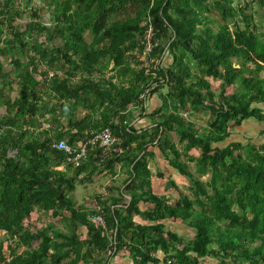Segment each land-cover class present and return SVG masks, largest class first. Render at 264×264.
Returning <instances> with one entry per match:
<instances>
[{
    "label": "trees",
    "instance_id": "obj_1",
    "mask_svg": "<svg viewBox=\"0 0 264 264\" xmlns=\"http://www.w3.org/2000/svg\"><path fill=\"white\" fill-rule=\"evenodd\" d=\"M15 4L0 1V105L6 108L0 116V264H108L120 250L135 264H167L151 255L158 250L172 264H200L205 257L218 264H264V127L260 142L215 145L245 120L264 123V109L256 105L264 103V28L256 18L264 0H46L25 24L19 22L23 8ZM128 7L135 9L132 16L114 18ZM148 17L159 44L146 70L133 52L142 53ZM167 54L172 64L164 67ZM61 59L64 71L39 70L41 62L53 69ZM109 70L113 74L106 77ZM212 79L220 80L217 90ZM15 82L18 97L11 99ZM159 85H167L164 100L171 109L151 113L158 118L149 128L125 122L127 107L145 111L141 95ZM80 106L87 109L83 117ZM183 112H208L207 126L199 132ZM104 127L127 148L102 167L96 156L89 160L98 169L120 162L127 168L121 200L100 201L113 243L88 211L75 207L70 194L76 177L68 175V164L56 168L65 154L53 146L61 139L75 144ZM170 132L185 143L182 151ZM151 145L170 152L171 165L189 180L190 193L173 203L151 192ZM194 149L198 156L190 154ZM86 163L75 168L76 176ZM124 195L130 199L123 202ZM141 201L152 203L145 213L150 225L134 220ZM37 209H67L73 225L69 231L43 225L32 232ZM166 219L187 222L195 237L186 240L166 229ZM78 221L87 228L83 238ZM21 245L27 248L19 252ZM108 249V256L97 258Z\"/></svg>",
    "mask_w": 264,
    "mask_h": 264
},
{
    "label": "crops",
    "instance_id": "obj_2",
    "mask_svg": "<svg viewBox=\"0 0 264 264\" xmlns=\"http://www.w3.org/2000/svg\"><path fill=\"white\" fill-rule=\"evenodd\" d=\"M171 64H172V56L168 54L165 55L162 60V66L168 67ZM110 73L108 74L109 76L113 74V71H111ZM114 81L116 80L114 79ZM214 82H216L217 85L219 86L220 84L219 79H212L211 80L212 86ZM214 89L217 90L218 88L217 89L214 88ZM236 89L237 87L234 88V91ZM167 91H168L167 85H159L155 90H153L147 96L144 102V106L146 107V110L143 112L141 110L140 105L131 104L130 106H128L124 112L127 115V119L125 120V122H128L129 125H132L135 129H139V130L140 128L152 127L153 119L158 118V115L157 114L151 115V113L155 112L159 108L161 109L159 114H162V112L169 111L171 109L169 102L164 100ZM256 105L261 106L264 109L263 103H258ZM86 112L87 109L85 107L80 106L78 110V117H83L86 114ZM201 114L202 113L192 114V116H190L191 120L192 121L194 120L193 122L195 123V119L192 118H194V116L195 117L200 116ZM207 117H209V114L207 115ZM196 118L198 119V117ZM252 120L255 121V119H250V121ZM197 124L199 123H195V128H198ZM263 127H264V123H262V125L260 126V129L258 131L259 133ZM237 129L238 126L231 129V135L227 139L218 142L215 145L219 147H223L232 141L245 142L244 140H246L247 136H243L244 138H239V139L233 137L232 133L233 132L237 133L238 131ZM172 133H176V132L169 133L170 139H172L171 138ZM249 139L256 142L254 137L249 138L248 136L247 140ZM183 148L184 146L182 147V149ZM179 149L180 151H182L181 148ZM148 150L149 152L151 151V155H152L150 156L151 157L150 159L148 158V167L151 170V192L155 195L167 198L169 203H173L177 201L181 194H186V193L189 194L190 193L189 180L186 176L182 175L175 167L171 165V161H169L168 158V156H171V153L170 152L163 153L157 145L149 146ZM190 154H192L193 156H198L199 152L194 149L190 152ZM65 164L66 163L64 162L60 166H56V168L61 167L60 169L64 170ZM153 164L154 167L152 168ZM188 165L191 170L196 169L194 163H190ZM75 170L76 169L72 167L68 171V175H72V177L73 176L76 177L75 189L70 194V197L72 198L75 207L80 208L81 210L88 211V213L90 214V208H92L93 210L94 208H97V206L99 205L103 206L100 203V201H104L107 205H109L111 200L110 197L121 200V194L124 189V181L128 177L127 168L121 165V162L115 163V165L111 168L98 169L97 167H94V160L92 159L91 161L86 163L84 170L81 171L77 176L74 174ZM202 178L204 180H207L208 175H204ZM127 199H129V196L124 195L122 201L125 202L127 201ZM151 206L152 203L148 201H141L138 205L140 213L134 215V220L141 224H146V225L152 224L153 221L148 219L145 215V213L148 212ZM41 212L45 213L49 218L52 217L54 221H56L58 218H62V221L65 223L66 228H68V229H63V231H69L71 228L70 226L73 225L71 220H69V218L71 217L70 211H68L67 209H64L62 212H56V211L53 212V211H45V210H42ZM92 214L89 215V219ZM164 223L166 229L176 232L180 237L186 240L193 239L196 235V228L190 226L187 222L181 220L171 221L169 219H166L164 220ZM76 228L78 229L79 234L83 238L87 233L86 226H84L83 224H81V222L78 221L76 223ZM178 246L180 247V244H178ZM157 253L160 257L167 256V254L162 250H158ZM103 254L104 253L98 254L99 256L96 254L95 256H98L97 258H101ZM109 261L113 262V264H135L131 255L128 254L125 250H120L118 253L112 256ZM89 264H93V263H89ZM95 264H101V263H95Z\"/></svg>",
    "mask_w": 264,
    "mask_h": 264
},
{
    "label": "built area",
    "instance_id": "obj_3",
    "mask_svg": "<svg viewBox=\"0 0 264 264\" xmlns=\"http://www.w3.org/2000/svg\"><path fill=\"white\" fill-rule=\"evenodd\" d=\"M0 1L2 2L3 0ZM2 18L3 15L0 12V20ZM19 22L21 24L24 23L23 19ZM143 25L145 28L140 37L142 53L135 51L133 54H135L136 58L139 59V66L147 70L155 61L153 57H150V55L155 47L158 46L159 41L154 37V28L150 17L143 22ZM141 97L146 100L147 94H142ZM188 114L189 113L187 112L183 113V115L187 118ZM53 146L64 152L65 163L73 168L82 166L91 159V156H96V163L102 167L107 159L119 156L127 149L124 146L123 138L120 135L115 134L110 127L99 129L85 136L81 141L76 142L75 144H71L67 140L61 139L53 143ZM105 216L106 213L103 207L97 206V209L95 213L91 215L90 220L94 224L95 228L100 230L102 235L109 236L111 243H113L112 233H110V230L107 228ZM151 255L159 258L161 262L165 261L167 264L174 263V259L167 256L160 257L157 252H151Z\"/></svg>",
    "mask_w": 264,
    "mask_h": 264
},
{
    "label": "rangeland",
    "instance_id": "obj_4",
    "mask_svg": "<svg viewBox=\"0 0 264 264\" xmlns=\"http://www.w3.org/2000/svg\"><path fill=\"white\" fill-rule=\"evenodd\" d=\"M40 2L43 3V2H46V0H16L17 4L14 5L15 6L14 9L17 8V5H18V6H21L23 8V11H24L25 17H23V21H24L23 24H25V21L27 20L26 16L30 15L33 10L39 9L40 11H43L40 9V4H39ZM50 8H51V5L47 6V9L45 8V13L43 14L44 17H48L47 11ZM134 11H135V9L133 7H128L126 10H124V11L120 12L118 15L114 16V18L115 19H122V18H126L128 16H132L134 14ZM256 18L259 19L260 21H262L261 25L264 28V20H263L264 19V10L259 11L258 15H256ZM46 24L50 25L51 22L47 21ZM6 61L8 62V60H5V63L7 64ZM55 64H56L55 67L52 69L51 67H49L48 63H46L45 61L41 62L39 65V70L44 71V70L48 69V70H51L50 73L52 74V72H54L55 70L58 69V67H60V69H58V70L64 71V68H62V66H64V60L61 59L59 62H56ZM110 72H111L110 70L108 72H106L107 77L109 76L108 74ZM263 75H264V73H263ZM115 80H116V82L121 83V80L119 78H117ZM213 86L216 89L218 88V85L216 82L213 83ZM8 95L11 99H15L18 97V84H17V82H15L12 89H8ZM263 106H264V103H263ZM3 114H6V108H5V106L0 105V116ZM208 114H209L208 112H206V113L202 112V114L200 116H196V117H198V119L195 116H194V118H192V119H195V123H199V124H197L198 128H196L199 132H201L207 126V118H208L207 115ZM190 116H192V114H188V118L191 120ZM251 119H254V118H251ZM43 125L48 126L47 123H44ZM261 125H262V123L258 122L256 120L255 121L254 120L250 121V119L245 120V121H243L241 126H238L237 133L236 132L232 133L233 137L239 139V138H244L243 136H247V138H246V140H247L248 136H249V138L254 137L256 142H260L262 140L261 139L262 137L258 131H259ZM171 138H172L171 140L173 141V143H175V145L178 148L182 149V147L184 146L183 145L184 142H181L179 140L177 133H172ZM246 140H244V141L246 142ZM150 156H152L151 153L148 157L149 159L151 158ZM153 167H154V164H153L152 168ZM60 168L61 167H57V169H60ZM94 209L92 210V208H90V214L95 212L97 208H94ZM31 221H32L31 223H33V226H31L32 232H35L36 228L43 226V224L51 225L54 228L53 230L68 229V228H66L65 223L62 221V218H58L56 221H54L52 217L49 218L45 213L41 212L38 209L33 211ZM31 246L36 247L37 242L33 241L31 243ZM25 248H27L25 245H21V246H19L18 251L21 252ZM110 253H111V251H110V249H108V251L106 253H104L103 255L108 256V254H110ZM93 264H95V263H93ZM108 264H113V262L109 261ZM200 264H218V262L213 257H205Z\"/></svg>",
    "mask_w": 264,
    "mask_h": 264
},
{
    "label": "water",
    "instance_id": "obj_5",
    "mask_svg": "<svg viewBox=\"0 0 264 264\" xmlns=\"http://www.w3.org/2000/svg\"><path fill=\"white\" fill-rule=\"evenodd\" d=\"M10 68H11V66L8 69H10ZM129 199H130V196H129Z\"/></svg>",
    "mask_w": 264,
    "mask_h": 264
}]
</instances>
